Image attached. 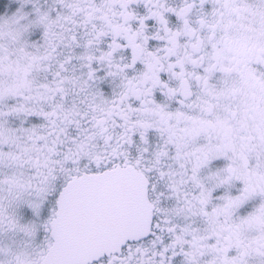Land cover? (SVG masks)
<instances>
[{"label": "snow or ice", "instance_id": "1", "mask_svg": "<svg viewBox=\"0 0 264 264\" xmlns=\"http://www.w3.org/2000/svg\"><path fill=\"white\" fill-rule=\"evenodd\" d=\"M227 18L264 39V0H0V264H264Z\"/></svg>", "mask_w": 264, "mask_h": 264}, {"label": "flooded vegetation", "instance_id": "2", "mask_svg": "<svg viewBox=\"0 0 264 264\" xmlns=\"http://www.w3.org/2000/svg\"><path fill=\"white\" fill-rule=\"evenodd\" d=\"M225 25L232 50L251 61L254 71L258 70L256 61L260 53L264 51V39H261L256 21L252 19L237 21L234 18H227ZM247 97L249 101L259 103V94L252 91L251 86L248 89Z\"/></svg>", "mask_w": 264, "mask_h": 264}]
</instances>
